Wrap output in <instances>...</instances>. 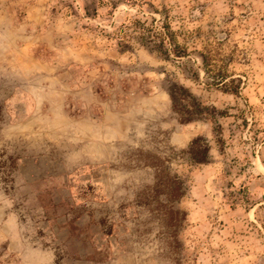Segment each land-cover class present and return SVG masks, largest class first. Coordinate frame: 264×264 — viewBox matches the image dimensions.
Instances as JSON below:
<instances>
[{
	"label": "rangeland",
	"instance_id": "374dc122",
	"mask_svg": "<svg viewBox=\"0 0 264 264\" xmlns=\"http://www.w3.org/2000/svg\"><path fill=\"white\" fill-rule=\"evenodd\" d=\"M0 106V264H264V0H0Z\"/></svg>",
	"mask_w": 264,
	"mask_h": 264
},
{
	"label": "trees",
	"instance_id": "16d2710c",
	"mask_svg": "<svg viewBox=\"0 0 264 264\" xmlns=\"http://www.w3.org/2000/svg\"><path fill=\"white\" fill-rule=\"evenodd\" d=\"M144 38L151 43L155 48L159 50L166 57H170V54L177 58L187 57L185 51L181 50L175 43L173 34L170 31H164L157 26H143ZM216 85L228 87V82L232 83L234 80L227 76L217 75L212 78ZM231 94L237 96L238 90H230ZM168 94L172 103L173 111L179 116L182 122H191L198 118L213 119L214 109L208 108L201 101H197L195 97L184 87L178 85H172L168 90ZM2 114V108L0 106V117ZM217 142L223 143L220 138H217ZM184 160L188 161V165H195L204 163L209 154V146L202 138L195 139L186 151H182ZM248 163V161H247ZM156 169L161 170V176L159 177V185L167 189V198L170 202H177L184 194L183 180L177 174L169 176L165 170H162L161 165H156ZM244 165H242V168ZM264 223V221H263Z\"/></svg>",
	"mask_w": 264,
	"mask_h": 264
}]
</instances>
